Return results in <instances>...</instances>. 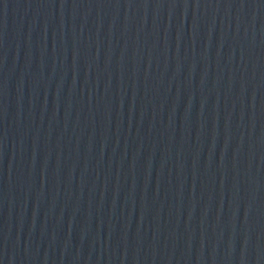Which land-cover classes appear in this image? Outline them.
Segmentation results:
<instances>
[{
	"label": "water",
	"instance_id": "water-1",
	"mask_svg": "<svg viewBox=\"0 0 264 264\" xmlns=\"http://www.w3.org/2000/svg\"><path fill=\"white\" fill-rule=\"evenodd\" d=\"M0 264H264V0H0Z\"/></svg>",
	"mask_w": 264,
	"mask_h": 264
}]
</instances>
